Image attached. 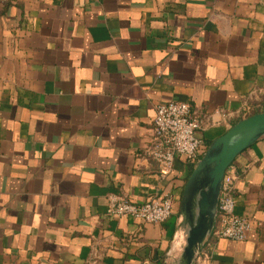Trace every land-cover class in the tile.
<instances>
[{
  "label": "crops",
  "instance_id": "1",
  "mask_svg": "<svg viewBox=\"0 0 264 264\" xmlns=\"http://www.w3.org/2000/svg\"><path fill=\"white\" fill-rule=\"evenodd\" d=\"M169 101L206 146L264 111V0H0V264H163L192 166L148 155ZM231 166L252 229L193 264H264V139ZM109 195L176 214L113 219Z\"/></svg>",
  "mask_w": 264,
  "mask_h": 264
},
{
  "label": "built area",
  "instance_id": "2",
  "mask_svg": "<svg viewBox=\"0 0 264 264\" xmlns=\"http://www.w3.org/2000/svg\"><path fill=\"white\" fill-rule=\"evenodd\" d=\"M245 109L242 118L249 116ZM201 121L195 117L185 102L169 101L155 108L151 125L152 143L149 157L157 164L162 175L170 172L177 158L193 164L204 152L206 145L197 136ZM236 173L232 166L225 172L217 207L213 235L219 239L243 242L252 229L251 221L235 215L234 182ZM107 215L113 219L129 217L135 221L158 225L176 214L170 196L147 198L136 204L117 195L107 197Z\"/></svg>",
  "mask_w": 264,
  "mask_h": 264
},
{
  "label": "water",
  "instance_id": "3",
  "mask_svg": "<svg viewBox=\"0 0 264 264\" xmlns=\"http://www.w3.org/2000/svg\"><path fill=\"white\" fill-rule=\"evenodd\" d=\"M264 139V111L236 121L192 164L163 264H193L213 234L223 178L234 160Z\"/></svg>",
  "mask_w": 264,
  "mask_h": 264
},
{
  "label": "trees",
  "instance_id": "4",
  "mask_svg": "<svg viewBox=\"0 0 264 264\" xmlns=\"http://www.w3.org/2000/svg\"><path fill=\"white\" fill-rule=\"evenodd\" d=\"M189 165H191V164H189Z\"/></svg>",
  "mask_w": 264,
  "mask_h": 264
}]
</instances>
